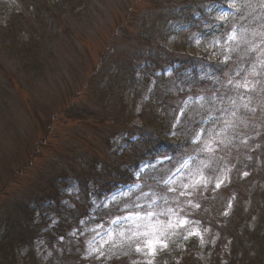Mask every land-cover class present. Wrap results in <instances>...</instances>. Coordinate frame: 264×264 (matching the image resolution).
<instances>
[{"label": "rangeland", "instance_id": "obj_1", "mask_svg": "<svg viewBox=\"0 0 264 264\" xmlns=\"http://www.w3.org/2000/svg\"><path fill=\"white\" fill-rule=\"evenodd\" d=\"M184 1L197 5L199 12L194 13L193 20H173L172 9H178ZM43 2L53 7L57 0ZM62 4L65 8L61 2L54 5L56 22L51 37L35 39L34 43L33 35L21 30L18 41L22 48H15L14 54L4 50L0 54V210L7 201L21 196L28 198L31 208L40 206L43 200L46 204L42 202L40 208L45 211V221L38 220L40 212L35 218L48 227L57 219L46 210L49 202L45 195L58 193L62 204L72 209L82 183L88 182L90 188L107 183L118 166L116 162L128 166L130 159L137 156L126 143L131 127H142L155 111L156 106L149 101L155 81L142 90L143 62L133 60L130 77L127 74L123 78L119 74L121 65L114 63L94 78L101 56L114 53L126 57L128 48L132 50L131 46L148 38L176 56L224 62L239 38L237 20L228 18L237 10L238 0L235 4L232 0H67ZM20 11V1L0 0V27ZM233 32L235 39H228ZM258 32L252 33H257L254 40H259L255 46L259 63L254 66L253 79L259 78V69L264 67V42L259 39L264 38V32ZM12 44L11 40L5 42L10 47ZM171 73V68H166L156 75L167 78ZM109 79L124 81L118 91L113 88L118 95L115 100L110 98ZM247 90L251 95L246 98L223 101L217 92L195 93L198 96L188 99L178 115L179 120L186 109L195 105L206 109L209 120L192 141L193 150L172 159L142 162L130 185L116 189L100 202L92 199L91 214L116 211L107 224L84 220L70 230L67 242L61 238L52 247L45 243L44 230L36 233L35 263L47 264L53 251L64 249L89 262L82 264H111L120 259L126 264H155L161 257L168 264H180L185 256L191 257L192 264H210L216 234L191 217L204 198L215 196L227 200L224 216H230L235 200L229 198L227 188L238 153L248 156L264 143V87L259 88L258 80H253ZM170 103L173 105V101ZM69 108L76 114L87 109L104 122L68 118ZM135 140V136L130 139ZM257 164L263 165V161ZM247 175L243 173L241 181ZM256 183L260 184V193L264 183L259 182L258 175L250 181L252 185ZM149 205L155 213L162 214L154 216L151 226L145 228L135 214L143 217ZM249 205V198L241 197L238 216L244 217V226L257 238L247 239L246 244L251 240L255 246L247 245L249 250L232 258V263L257 264L253 260L259 256L258 264H264V210L256 211ZM114 220L119 222L112 223ZM3 230L0 224V237ZM230 244L226 242L220 250L222 264H232ZM28 251L27 247H16L14 263L28 264Z\"/></svg>", "mask_w": 264, "mask_h": 264}, {"label": "trees", "instance_id": "obj_2", "mask_svg": "<svg viewBox=\"0 0 264 264\" xmlns=\"http://www.w3.org/2000/svg\"><path fill=\"white\" fill-rule=\"evenodd\" d=\"M18 1H20L21 11L14 14L6 26L0 27V54L1 50L5 52L11 51L9 52L10 54L15 52V48H22L18 41L21 30L33 35L34 39L31 41L34 43L37 41L35 39L41 41L46 36L51 37L55 26L54 22H56L54 21L56 19L55 10L53 9L54 5H59L61 2L60 6L65 8L62 3L63 1L67 2V0H57L53 7H50L43 2L44 0ZM238 2L240 4L237 5V10L229 15L228 18L232 21L234 19L237 20L239 38L233 44L231 55L227 61H207L204 58H194L188 55L176 56L160 45L159 42H151L148 38L131 46L132 50L128 48L125 53L126 57L117 56L114 53L101 56L100 63L94 70V78H97L99 74L104 72L103 70L106 67L110 64L114 65V63L118 66L119 64L121 65L119 74H122L123 78L127 74L130 77L129 66L137 58L144 64L140 77V81L143 84L142 90L149 86L151 80L155 81L149 100L150 103H154V106H156L154 114L146 118L147 121L143 122L142 127H131L133 131H130L126 142L128 150L135 149L137 156L134 159H130L131 163L128 166L116 162L118 165L116 170L112 174L111 179L104 185L90 188L87 185L88 182H85L84 185L82 183L77 195L78 202H73L72 209H68L66 205L62 204V197L58 193L45 195L49 202L46 210L57 219V222L52 227H48L46 223H40L45 221L42 216L45 211L40 208L43 207L41 206L42 202H44L43 200H40V206L35 205L34 208L29 206L27 197L21 196L13 201H7L0 210V224L4 227L3 234L0 237V264H15L13 256L16 247H27L29 249L27 258L30 259L28 264H36L33 257V240L35 234L43 230L45 231L43 234L45 243L52 247V243L54 241L58 242L61 238L63 242H67L70 230L79 226L84 220H91V222L98 225L107 224L108 220L110 221L114 218L113 213L116 211L108 209L91 214V209L94 206L91 204L92 199L100 202L116 189L130 185L134 181L133 175L135 171H137L142 162H155L158 158L166 157L172 159L185 150L191 152L193 150L192 141L205 128L206 124L204 123L209 120L208 115L204 113L206 109H198L196 105L186 109L178 120V115L183 110L184 103L188 99H195L198 96L195 93L209 90L217 92L221 96L222 101L226 99L239 100L246 98V95H251L247 87L250 86L253 80H258L259 88L264 87V67L259 69V78L253 79L252 75L254 68L259 63V51L255 49L259 40H254L257 33L254 35L252 33L256 31L264 32V0H238ZM177 8H173L171 11V17H174L173 20L187 18L193 20L194 13L199 12L197 11L198 6L188 1L180 3ZM41 26L43 28L40 29ZM43 29L45 31H41ZM259 39L264 42L263 36L259 37ZM9 40L15 43L12 44V47L5 45V42ZM69 41L72 42L70 39ZM166 68H171L172 73L170 76L166 78L163 75H156V73L162 72ZM108 81H110L108 84V90L111 93L110 98L112 97L115 100L118 95L115 94L114 90L118 91L124 81L122 82V79H114V81L109 79ZM223 81L227 82V85H223ZM237 85L240 86L237 87ZM114 87L116 88L113 90ZM204 87H207V89L203 90ZM141 97L142 95L135 97V99ZM170 100L173 101V105H171ZM66 111L68 118L73 116L77 119L88 118L97 119L100 123L104 122L101 117L95 115L96 113H91L87 109L80 110L77 114L71 108ZM176 122L177 125L172 130ZM134 136L136 140L130 141ZM247 151H250V148ZM236 161L237 163L233 165V169L230 172V183L227 188L229 198L235 200L230 216H224V213L228 210L227 200L224 201L221 196H215L211 199L204 198L199 209L194 211L191 217L210 227L216 234L217 244L214 247L215 249H212L213 255L210 264H222L220 250L226 242L231 243L230 253L232 257L230 262L232 263V258L235 259L240 252L243 253L249 250L247 245L255 246L254 241L251 240H248V244H246L247 239H257L254 237L255 233H250L247 225L244 226V217L239 218L238 212L240 209H238L239 207L237 208V205L239 206L241 197L247 196L249 198V206L252 209L256 211L264 210L262 208L264 205V189L258 193L257 187L260 184H250L254 175H258L259 182L264 183L262 181L264 180V143L261 142L260 148L254 153L248 154V156L238 153ZM257 161H263V165L259 166ZM243 173L248 175L241 181L240 177ZM244 184L248 185L241 191ZM84 186H86L85 189ZM252 200H254V203H252ZM79 202L81 204H78ZM44 204L46 203L44 202ZM39 212L40 217L37 218L40 222H36L35 215ZM248 212H251V210L249 209ZM93 217L95 218L94 220H92ZM64 245L65 243H60V246ZM253 261L258 264L261 259L257 256V259L255 258ZM86 262L88 261H83L79 255L74 257V254L62 249V252L53 251V255L47 264H82ZM126 263L128 262L120 259L114 260L111 264ZM188 263L192 264L191 257L186 258L185 256L180 261V264ZM155 264H168V262L164 257H161Z\"/></svg>", "mask_w": 264, "mask_h": 264}, {"label": "snow or ice", "instance_id": "obj_3", "mask_svg": "<svg viewBox=\"0 0 264 264\" xmlns=\"http://www.w3.org/2000/svg\"><path fill=\"white\" fill-rule=\"evenodd\" d=\"M232 3L235 4V3H236V0H232ZM228 39H230V40L235 39V32H233L232 34H230L229 37H228ZM229 83H231V81H229ZM239 86H240V85H237V87H239ZM196 142H198V141H196ZM207 148H208V145L206 144V145H205V150H207ZM189 159H190V158H189ZM170 190H172V189H170ZM145 195H147V194H145ZM181 195H183V193H181ZM136 207H141V208H143V205H136ZM161 214H162V213H160V214L155 213V212L151 209V205H149V206H148V210L145 212V214H144L143 217H141L139 213H136L135 215H136V217H137L139 220H141V221L144 222V223H143V227H145V228H149V227L151 226L152 218H153L154 216H158V215H161ZM125 219H130V217H125ZM118 222H119L118 220H114V221H112V223H118ZM101 227H102V225H101ZM137 227L139 228V227H141V225H140V224H137ZM129 230H130V229H129ZM108 235H109V237H111V236H112V233L109 232ZM120 235L123 236L124 233L121 232ZM132 235L135 236L136 233L133 232ZM144 235H147V232H144ZM128 239H131V237H128ZM105 242H107V241H105ZM150 243H151V242L149 241V245H150ZM90 244H91V242H90ZM139 250H140V248H139V246H137V251H139ZM93 251H98V250H97V249H93Z\"/></svg>", "mask_w": 264, "mask_h": 264}]
</instances>
